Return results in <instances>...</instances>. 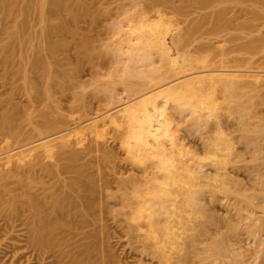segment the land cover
I'll use <instances>...</instances> for the list:
<instances>
[{
  "label": "bare ground",
  "instance_id": "6f19581e",
  "mask_svg": "<svg viewBox=\"0 0 264 264\" xmlns=\"http://www.w3.org/2000/svg\"><path fill=\"white\" fill-rule=\"evenodd\" d=\"M7 1L0 0V9H6L9 7L7 5L10 4H7ZM22 1H24L23 12L24 15H26V13L29 11L31 1ZM171 1L172 0H148L145 3L146 7L142 6L140 10L136 11L130 16L129 20L122 23L119 22L120 25H118L122 29L121 32H118V34H120L118 39L125 40L128 45L134 46L141 43V40L145 34L152 37L154 40L159 41L160 45L167 49L166 58L172 57L171 65L166 66L165 68V75L167 73H172V76L180 75L172 81L159 84L157 86L155 85V88H147L150 89L148 91L144 90V100H139L138 97H135V100L133 99L134 101L132 100V102L119 106V108L115 110L97 116L89 121L85 127L74 131H68L63 127L71 122L75 124L78 119H80L82 112L85 111L86 113L89 106H87L88 102L84 103L78 97L75 98L76 102L74 103L76 105H71V108L68 109L70 113H65V110L63 112L62 106L61 109L60 105H57L58 103L56 105L53 104V101L52 104L54 106L45 105L44 107L46 108H39L36 113L35 111L37 108L35 109V107H32L30 110H27L25 107L20 108V104L18 103V105H14V103L12 106L8 104L9 106H5V108L0 110V247L3 248L1 245L4 240L8 239L7 241H9V239L15 240L16 238L17 242H24L23 244L12 243L10 245L11 247L8 246L12 248L14 252L13 255L16 256H21V254L24 253V250L26 249L37 251L39 254L44 256L43 258L46 257L48 252H52L53 254L59 249L61 250L62 254L69 253L67 252L69 250V248L67 249L69 245L67 244V247L64 245L68 240L65 241L64 239H68L70 236L72 237L69 232L77 233L78 226L80 225H78L76 218H79L80 216H83L81 219L87 218L91 214V208L94 206V203L89 202L91 201L89 196H87V199L89 198V201L87 200L88 202H84L85 200L83 201L84 193L87 192L88 188L95 186V190H99V195L97 196L100 197L101 193L104 194L102 191L111 185V180H107L108 177L107 179L104 178L106 176L100 171L102 169H100L98 172L96 170L98 174L93 171L94 174L98 175L96 178L91 171H89L90 173H88V170L86 171V163H79L78 161L82 159L81 157L92 151V149L97 150V152L98 150L100 151L102 146L101 144L104 143V135L106 134L107 130H109V128L111 130L114 128V131L115 129L119 131L121 127V110L126 108V106L130 103H151L152 98L159 94L160 89H171L176 85H182L188 81H195L204 78H207L209 81L211 90L213 92L215 91L216 87V84L214 83L217 78L216 74H240L244 80V85H257L264 83L263 70H231L224 67H210L207 64L208 61L206 59H202L200 61V63H202V69L198 71L191 70L192 66L182 68L181 70H176L178 60L180 59V54L177 51V43L180 44V42H182L183 46L191 45V43H193L192 38H194V35L197 33V31L200 32V28H204V26L207 25V22L211 23V25H209L208 33H210L211 30V33L213 34L216 31L217 33L221 32L220 30H223L224 26L226 27L227 25H230V23L233 22L234 19L237 20L238 17L237 15H235V17L234 15L230 17L227 16L229 10L231 9L230 7H227L228 9L223 7L216 12L214 11L212 14L209 13V15L206 13L207 15L205 14L204 16L198 18L197 23L187 27L184 31V34L180 35L174 34L172 32L173 35L170 37L169 42L168 37L172 31L171 21L165 20L162 11L159 9L155 10L153 17H149L144 9L156 8L160 3H171ZM214 1H229L235 4H244L246 0H192L191 2L194 4L193 7L200 6L198 8L201 9ZM37 2L38 4L36 6V11L39 16H43L45 13L54 14L55 17L56 15L58 16V21L49 29H47V34L49 36L60 35L68 30L65 20H63L64 18L62 19L61 17V12L63 13L62 10L67 9V0H37ZM253 2L254 1H252V4ZM172 4L173 3H171V5ZM75 5L77 7L76 9L70 8L71 11L69 9L67 10H69L73 16H78L84 11V8L79 1H77ZM186 5L185 7H187ZM254 5H256V3ZM173 7L177 10L179 7H183L184 9V5H179V7L174 5ZM12 8L13 7H10V10ZM181 8L179 10H181ZM237 11L250 13V16H248L247 20L241 22L238 21V24L235 23L236 26H238L236 28L240 27L239 29L248 28V30H252L255 27L252 20H260V17H262L259 12L247 10L245 8H239ZM9 12L10 11H8V13ZM24 27L25 26L21 24L19 28L10 32V34H22L21 31L24 29ZM227 28H224V30ZM9 31L10 30L8 29L6 30V32ZM202 33H200V35ZM205 33H207L206 30ZM260 41V38H257L254 39L253 42L251 41L252 43H244L240 44L239 46L241 47V45H243V49L246 48V50H253V47L259 44ZM173 43L176 45L175 48L177 47L175 50L172 49L174 47V45L172 47ZM84 44L85 43L83 42L82 48L84 47ZM43 45V49L45 51L44 54L36 57L31 63V69L33 72H39V70L42 69L41 71H43V74L39 79H33L31 76H29L27 73V68L24 66L21 67L20 61H15V63H13V60L11 61L14 65H16L17 62V72L19 75H21L22 79L21 84H23V87H26L25 90H27L25 93L27 94V92H29L30 94L31 92H34L33 94L36 95V101L42 104L45 103L46 99H51L54 97V94H65L64 92H66V88L58 84V79H62L63 71L53 68L51 62L48 60V57H55L58 49L64 46L65 43L61 39L55 38L54 40L47 41ZM10 50H12V48H9V46L6 47L7 53L10 52ZM4 57L6 56H3V58ZM196 59L197 58L194 60ZM190 70L192 72H190ZM164 77L160 80L162 81L166 78ZM160 80L159 82L161 83ZM160 103L162 104L163 102L161 101ZM2 105L3 100L0 97V109ZM172 107V105H169V114L172 115L173 118L179 119L172 111ZM76 112H79L78 114L80 116L76 117ZM116 133V136L119 138V133ZM180 139L183 140L181 135ZM91 142H93V144H90ZM85 148H88V152H83L86 154H82L81 149L83 150ZM103 150L104 149H102L101 152H103ZM192 150L193 149H191L189 146L185 148L184 141H181L177 148V152L181 154L184 152L190 153ZM103 153L105 155L104 157H106L107 150H104ZM111 154L112 153H110V155ZM101 156H103V154ZM126 159L128 160V156ZM130 166L132 167L131 164ZM142 172L143 177H141L143 179L140 178V180L144 181L145 190L143 194H136L135 199H131V197L127 195V197H125V199L131 205L133 204L132 208L131 205L127 203L129 208L133 209L132 211L129 210V213L131 214L128 216L131 217L133 222L135 221V225L137 223V227L144 229V232H142L140 229L141 233L145 238L151 241L150 244L154 247L155 252L160 258L161 250L165 247L163 241L174 239L177 232L180 233V238L184 240V243L188 245L186 249L182 248L181 252L193 247V243L196 239L194 231L201 230L203 228V223L197 224V221H195L196 219L194 220L190 214L183 210L182 207H177L176 203L165 202L161 203L160 205H154L152 203V198L155 196V190L152 186L154 184H159L161 190H163L166 185L164 181L158 180L156 174L151 172V170L145 169ZM125 180L119 178L116 181V183H118V188L124 191V195L126 193L128 194V182L131 180V184L134 183L133 180H135V178L128 179L127 183ZM95 182H98V185H96ZM125 190H127V192ZM90 191L92 190L90 189ZM95 193H97V191H95ZM103 194L101 195L102 197L104 196ZM105 196L107 197V195ZM112 196L117 197L115 193H113ZM92 198L94 201L96 196ZM100 199L102 201L103 198L100 197ZM100 199L98 200L100 201ZM178 199L179 196H177V200ZM213 199L216 200L215 197ZM99 205L102 206V203L98 204V209L101 211V206ZM94 208H96V203ZM90 209L91 211L89 212ZM249 216L248 218H250ZM131 219L129 218V220ZM252 219L253 217H251L249 220ZM14 232H22L18 234V236L20 235L21 238H19L20 236L15 237V235H12ZM68 233L69 236H67ZM65 235L67 237H65ZM5 243L6 242L4 241L3 244ZM69 247L72 249L71 246ZM54 248L57 249L54 250ZM78 248L79 247H77V249ZM20 249H22V251L19 252L18 250ZM76 251L75 253L78 254ZM83 251L85 250L83 249ZM83 251L80 252L83 253ZM0 254H2L1 251ZM71 256L73 255L71 254Z\"/></svg>",
  "mask_w": 264,
  "mask_h": 264
},
{
  "label": "clouds",
  "instance_id": "9594fccd",
  "mask_svg": "<svg viewBox=\"0 0 264 264\" xmlns=\"http://www.w3.org/2000/svg\"><path fill=\"white\" fill-rule=\"evenodd\" d=\"M121 31L117 24L109 25L108 35L89 52L92 58L108 61L107 67L102 62L90 63L91 75L85 79H80L73 67L67 77L58 79V84L70 89L68 94L84 103L89 97L103 98L105 104L122 96L144 100L141 88L156 85L164 77L166 66L171 65L172 57L166 58L167 49L147 34L134 46L113 39ZM189 66L197 67L195 60L187 51L180 53L176 70ZM216 75L215 93L204 78L160 89L151 103L127 105L121 110L119 144L132 166L141 172L149 169L158 180L164 181L163 190L159 184L152 186L154 205L176 203L194 220L202 217L197 224L212 219L210 208L214 197L220 196V201L234 205L230 215L232 232L242 234L248 248L236 246L229 232L209 228L211 234L205 241L197 237V243L203 247L194 253V264H261L264 261V109L257 106L255 93L244 86L240 74ZM61 97L54 94L55 102L60 105ZM169 105L179 119L169 114ZM225 119L234 126L226 128ZM182 129H187L193 139H199L202 154L196 148L190 153L177 152L181 141L185 148L189 145L180 139ZM238 172H244L247 179L235 174ZM144 190V181L137 180L128 194L135 198ZM250 214H254L252 220H248ZM245 220L247 224L243 223ZM163 243L161 264H175L176 258L183 255L181 249L188 247L179 232L174 239Z\"/></svg>",
  "mask_w": 264,
  "mask_h": 264
},
{
  "label": "rangeland",
  "instance_id": "374dc122",
  "mask_svg": "<svg viewBox=\"0 0 264 264\" xmlns=\"http://www.w3.org/2000/svg\"><path fill=\"white\" fill-rule=\"evenodd\" d=\"M8 1L7 4L10 5H7L9 6L7 7L8 9L6 8L7 11L6 9H0V97L3 100V105L0 110H2V108H5V106H12V104L15 103L14 105H16L18 103L20 104V108L25 107V109L27 108V110H30V108L32 107H35V109L37 108L35 111L36 113L39 108H46L44 107L45 105L52 106L53 104L56 105L57 103H54L55 99L53 100L54 97H52V100L46 99L45 103L42 104L36 101V95L33 94L34 92H31L32 95L31 93L29 94V92H27V94L25 93V91L27 90H25L26 87L24 88L23 84H21L22 79L21 75H19V73L17 72V62L20 61L21 67L24 66L25 68H27V73L29 74V76H31L33 79H39L43 74V71H41V69L39 70V72H33L31 69L32 61L36 57L44 54L45 51L43 49V44H45L49 40H54L55 38L61 39L65 43V45L58 49L55 57H48V60L51 62L53 68L60 69L63 71L62 78L67 77L69 71L73 69V67L77 69L76 75L79 76L80 79L88 78L91 75V68L89 67L90 63L102 62L103 67L108 66V61L103 60L102 57H90L89 52L92 49L93 45L97 41L101 40L102 38L108 35L109 25H120V23L129 20L130 16L133 15L136 11L140 10L142 6L146 7L145 3L148 0H67L68 6L70 5L69 7L67 6V9H76L77 7L75 3L79 1L83 6L84 11L78 16H73L70 12L71 10H62L63 13L61 12V17L62 19L64 18L63 20H65V24L67 25L68 30L60 35L55 36H49L47 34V29H49L58 21V16L56 15L55 17L54 14L49 13H45V15L39 16L36 11V6L38 4L37 0H30V8L27 12L28 14L26 13V15H24L23 12L24 1L12 0L13 4L11 3V0ZM172 1V5L171 3L167 2L160 3L156 8L144 9L149 17H153V15L155 14V10L159 9L162 11L165 20L171 21L172 31L170 33V36L168 37L169 42L170 37L173 35L172 32L174 34H184V31L187 27L193 25L194 23H197L198 18L204 16L206 13H208L209 15V13L212 14L214 13V11L216 12L223 7H226V9H228L227 7H230L232 10L229 8L230 10L227 16L230 17L234 15L235 17V15H237L238 17V19L236 17L237 20L234 19V21L232 20L233 22L230 23V25L232 24V28L230 27V25H227L226 27L224 26V28L228 27L227 29H225V31L222 27L224 32L223 30L219 29L221 31L219 33H217V31H214L215 33L212 34L211 30L210 33H208L209 25H211V23L207 22V25L205 23L206 26H204V28H200V32L197 31L195 35L193 34L194 38H192L193 43H191V45L183 46L182 42H180V44L177 43L178 48H176L179 54L187 51L188 53H190L192 58H197L196 60H199H195V64L197 65V67H192L194 69L191 68V70L198 71L202 69V63H200V61L202 59H206L208 61L207 64L210 67H224L231 70L239 69L264 71V0H246L244 4H235L229 1H214L206 7H203L204 9L198 8L200 6L193 7L194 4L191 2L192 0ZM252 1H254L253 4ZM140 3L143 5H141ZM255 3L256 5H254ZM174 5H177V7H179V5H184V9L183 7H179V9L181 8V10H177L173 7ZM185 5L187 7H185ZM10 7L13 8L10 10ZM239 8H245L247 10L256 11L261 14L262 17H260V20H252L253 24L255 25L252 30H248V28H236L238 27L236 26V24H238V21L241 22L247 20L248 16H250V13L237 11V9ZM8 11L10 12L8 13ZM21 24L25 26V30L23 29L21 31L23 35L21 33L10 34V32L19 28ZM7 29L10 31L6 32ZM203 29H205L207 33H205V30ZM200 33L202 34L200 35ZM119 36L120 34L117 33L115 34L113 39H118ZM257 38H260L261 41L259 44L253 47V50H246L245 47V49H243V45H241V47L239 46L240 44L244 43L249 44V42H253V40ZM83 42L85 44L82 48ZM173 45L174 43L172 44V47ZM8 46L9 48H12V50L7 53L6 47ZM175 46L176 45H174L172 49L175 50ZM3 56L6 57L3 58ZM12 60L14 61L13 63L17 61L16 65L11 62ZM191 70L190 72H192ZM166 75V78L164 77L165 79H163L162 81L160 80L161 83L158 81L156 86L172 81L180 76H172V73H167ZM255 85L256 84L244 86L255 93L254 101L257 102L258 107L264 109V83L257 84L256 86ZM156 86H144L141 88V91L143 93L144 90L148 91L151 88H155ZM68 92H70V89H66V92H64L65 94H56L62 95L61 105L63 108L62 111L64 112L65 110V113H70V111L68 110L71 108L70 106L76 105L74 103L76 102V97L74 98L73 96L68 94ZM213 93H215V91H213ZM133 99L135 100V97L122 96L121 98L113 102L105 104L102 103L103 98L97 100L93 99L92 97H89L87 103V106H89L87 108L86 113L85 111L82 112L80 119H78L75 124L71 122L69 124H66L63 128H66L68 131H74L79 128L81 129L85 127L87 123L93 118L103 115L106 112L115 110L119 108V106L132 102ZM78 113L76 112L77 116L75 115V113L74 115L76 117L80 116ZM223 123L225 124L226 128H231L234 126V124L229 123L226 119L223 121ZM113 129L114 128H112L111 130L109 128L110 131L107 130V135H104V143L101 144L102 146L100 145V151L98 150L97 152V150L92 149V151L86 154L83 152H88V148L83 149L84 151L81 149L82 154L86 155L81 157L82 159H80L78 162L86 163V171L88 170V173H90L89 171H91L96 178L98 177L97 172L102 169L100 171L103 175L106 176L104 178L107 179L108 177L107 180H111V185L102 191L104 192V194L101 193V195L103 194L104 196L107 195V197H109L107 198L105 196L104 198V196L102 197L100 195V197L103 198L102 201L100 197L97 196L99 195V190H95V186L88 188L87 192L84 193L83 201L85 200L84 202H88V199L90 198L91 201L89 202L94 203V206L92 205L93 208L95 207L96 203L97 209L91 208L92 211L91 209L89 210V212L91 211V214L93 213L92 215H89L90 217L88 216L87 218L81 219V217L83 216H80L79 218L77 217L78 219L76 218L78 225H80L81 227L78 226L77 233L73 232L75 235L72 232H69L72 237L70 236V238L68 237V239H64L65 241L68 240L64 244L65 247L69 245L72 248L70 249L69 246L67 247V249L69 248V250L67 251L69 253L62 254L61 250L59 249L56 251L57 253L55 252L52 254V252H48L46 254V257L43 258L44 256L39 254L37 251L26 249L24 250V253L21 254V256H16L13 255L14 252L12 248H10V245L12 243L23 244L24 242H17L16 238L15 240L9 239V242L7 241V239L4 240L6 242V245L3 244V241L1 245L3 246V248L0 247V251L2 253L0 254V264H82V262L83 264H161V258L155 252L154 247L150 244L151 241L145 238L141 233V230L142 232H144V229L137 227V223L135 225V221L133 222L131 217H129V214H131L129 213V210H133L129 208L128 204H131L125 199V197L129 195L127 193L124 195V191L119 189L118 183H116L117 179L119 178L124 180L127 179L125 180L126 183L128 182V179L132 178H135L136 181L137 179L140 180V178L143 179V172H141V169H137L134 166H130L129 159H126L127 156L125 158V153L121 151V146L120 144H118L119 138L116 136V132L119 133V131H117L116 129L114 131ZM180 135L183 140L185 139L187 141V143L189 144L188 146L191 149L196 148L202 154L203 146L198 138L193 139L192 137H190L187 129H182ZM90 144H93V142H91ZM102 149H104L105 151L107 150L108 154L106 153V157H104V150L103 152H101ZM241 150H243V148H241ZM110 153L112 154L110 155ZM100 154H103V156H101ZM94 155L98 156L95 157ZM107 155H109L110 157ZM98 157H101L103 159ZM87 163L89 166L87 165ZM93 171H95V173L97 174H94ZM235 174L239 175L243 179H247V176L244 172H238ZM135 180L133 181L136 182ZM129 182L127 187L128 190L131 185V180ZM95 183L96 185H98V182ZM90 189L94 192L90 191ZM95 191H97V193H95ZM125 191L127 192V190ZM113 193H115L117 197L112 196ZM87 196H89L88 199ZM95 196L96 198H94L93 201L92 197ZM98 199H100V201ZM216 199L217 201L213 199L214 204H212L210 208V211H213L211 214L212 219H209L204 222L203 228L201 230L194 231L196 239L193 243V247H190L187 250L183 251L182 257L178 256L176 258L175 264H194L192 259L194 253L197 251L198 247H203V244L197 243V237L200 241H205L207 239V236L211 234L209 232V228H213L215 231L221 233L223 231L229 232L231 235V239L233 241H236V246L244 247L245 249L248 248V243L245 241L244 236L242 234L237 235L232 232L233 225L230 219V215L232 213L234 205L228 203L227 201H220L222 199V197L220 196H217ZM205 202H209L207 196L205 197ZM101 203L102 206L99 205L101 206V211H99L100 209H98V204ZM132 206L133 204L131 205V207ZM226 208L228 209V211ZM128 217L131 220H129ZM249 217L250 218H248V220L251 219V217L254 218V214H250ZM201 219L202 217H198L195 221H199ZM248 220L243 221V223L247 224ZM262 223H264V221ZM14 233H12V235H15V237H19L20 235L18 236V234L22 232ZM69 233L67 234V236H69ZM67 236L65 235V237ZM19 238H21V236ZM77 247H79L80 249H77ZM55 249L57 248H54V250ZM83 249L85 251H83ZM79 250L83 251V253ZM18 251L20 252L22 251V249ZM75 251L78 252V254L75 253ZM254 251L255 249L253 247V254ZM70 253L73 256H71ZM261 264H264V261H261Z\"/></svg>",
  "mask_w": 264,
  "mask_h": 264
}]
</instances>
